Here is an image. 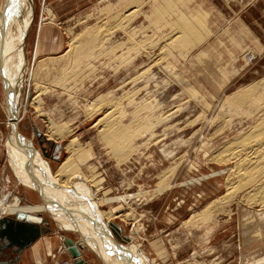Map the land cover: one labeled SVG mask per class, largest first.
<instances>
[{
  "label": "rangeland",
  "instance_id": "obj_1",
  "mask_svg": "<svg viewBox=\"0 0 264 264\" xmlns=\"http://www.w3.org/2000/svg\"><path fill=\"white\" fill-rule=\"evenodd\" d=\"M6 2L7 0H0V6L3 7ZM30 2L29 8L21 10V14L24 11L23 15L26 12L28 15L24 46L27 51V65L30 68L34 63L33 68L36 70L38 62L41 61L43 64L48 63L45 68L50 69L37 74V79L40 80L38 82L40 84L37 85L45 92L38 94L34 89L36 76L30 80L27 68L24 74L25 90L22 99L26 100V110L22 113L23 121L29 124L31 122L36 131L41 132L43 138H46L49 120L58 126L61 124L70 126L69 130L72 131L59 140L38 142L37 147L42 149L43 158L48 159L51 168L54 171L58 168V164L67 154L65 144L70 138L76 137L82 143L81 154L87 162L86 165L79 166L85 180L88 179L85 182L90 184L89 178L92 177L102 178L101 187L93 188V191L96 189V197H122L119 202L111 204L118 207V210L113 212L108 221L117 227L120 226L125 237L129 236L132 242L141 245L142 253L151 260L149 264H246L263 256L264 206L245 201L244 188L240 191L233 190L237 182H234L233 186L226 185V175L233 163L229 161L219 163L214 161L212 156L221 150V146L227 140L238 135L235 131L237 128L241 129L249 124L241 118V113L226 108V96L249 83L264 82V0H30ZM136 5L139 9L135 11L133 7ZM132 10L134 11L131 12ZM123 13L129 15L130 25H136L138 29L140 27L139 31L145 27L143 32L149 34H144V37L142 33L138 34L140 39L148 40L147 42L142 40L143 44L136 35L139 39L138 44L143 45L141 48L145 47L139 54L127 47L126 54L123 53V57H126L120 62L112 55L115 49L114 52L111 51L110 43L114 38L116 40L125 38L122 24L117 22V15ZM197 13L209 16L205 26L208 33L206 39L201 41L203 33L191 28L184 34L181 42L174 44V50L171 49L167 58L163 57V51L160 50L164 49L169 40L167 35L160 37L159 33L166 23H175L180 16L188 18ZM85 28L101 32L98 33L99 36L106 34L104 36L107 37L106 46L110 45L100 53L101 58L97 56L98 58L93 60L92 64L95 65L96 62L97 66L91 68L90 74L87 73L88 69L80 71L73 52L75 49L69 46L70 40ZM38 29L40 38L37 51L40 53L33 62L32 51ZM153 30L158 31L156 33ZM150 34L154 36L151 38ZM18 35L17 32L16 36ZM149 41L154 42L150 44ZM68 48L71 50L69 55H67L69 51L65 52ZM106 53L110 56H105ZM133 54L137 56L134 57ZM116 55H119V51H116ZM97 59L99 61L102 59V63ZM106 62L113 68L107 66ZM111 62L115 66L111 65ZM148 62L150 63L147 68ZM124 66H130V69ZM22 68L24 71L25 67ZM124 69L129 71L126 73ZM138 70H142L139 71L142 74L136 73ZM133 72L136 77L138 75L139 80L134 77ZM55 79H61L66 87L57 88L61 83L56 84ZM136 86L139 88L134 89ZM107 88L113 89L109 93ZM85 89H88V92ZM35 94H38L37 100H43L38 107L30 100ZM116 94L118 97L121 95V98ZM101 95L103 102L98 106L97 98ZM108 98L112 102L120 99L118 102L127 115L126 119L131 118V111L141 109L140 117L143 115L152 122L150 127L146 124L144 126L148 127L146 132L139 135H136L138 131L134 132L139 126L130 127L135 133V138L134 141L131 140L129 146L133 144V147L136 146L138 149L135 147L136 150L131 153L125 150L123 154H119L118 159L112 151L114 146L107 145L100 139L102 122L99 121L110 109L104 102L109 101ZM73 104L79 106L74 107ZM90 107L99 111L96 110V113L89 115L86 112ZM115 116L114 112L110 118ZM223 122L228 125L222 128L220 125ZM132 132L131 135H134ZM28 133L30 136V132ZM87 164L92 167L88 168ZM173 166L175 172L170 176L167 171ZM162 174L166 176L165 180L161 179ZM158 182L162 185L159 189L156 187ZM145 191L147 195H144ZM11 194L5 200L12 196L21 197L18 194ZM30 194L35 199L34 193ZM36 201L40 200L35 199L34 202ZM20 202L25 203L22 200ZM98 208L104 212L109 206L101 204ZM40 214L48 220L40 235L43 240L63 234L62 237L73 238V242L81 241L78 232L63 231L44 211ZM10 215L11 212L5 216ZM102 218L106 221L103 215ZM256 226L259 228V235L254 231ZM108 228L110 230L109 224ZM111 234L117 244L127 247L126 242H121L112 232ZM30 246L23 250L27 251ZM84 249L87 252L88 246L83 249L81 247L80 252L83 253ZM1 251L0 261L15 259L20 253L12 252L9 248H3ZM88 256L93 264H100V259L93 254ZM18 260L19 257L15 264H21ZM68 260L62 259L56 263L63 264Z\"/></svg>",
  "mask_w": 264,
  "mask_h": 264
},
{
  "label": "bare ground",
  "instance_id": "obj_2",
  "mask_svg": "<svg viewBox=\"0 0 264 264\" xmlns=\"http://www.w3.org/2000/svg\"><path fill=\"white\" fill-rule=\"evenodd\" d=\"M4 1H6V0H4ZM8 1H10V2L8 3ZM28 3H30V5H31L30 0H20V1L19 0H7L6 5H4L2 7V8L6 9L4 11V13L6 15V18H1V19H3V20L6 19L7 20V23H6L7 25H10V26L13 25V26L17 27L18 30L19 29H22V30L26 29V26H27V23H28V17H27L28 15H27L26 11H25L26 12L25 15H23L24 11L22 12V14H21L20 11H21V9L23 10V8L28 7ZM17 6H18V8L21 7L20 11L18 9V12L16 11ZM136 7H139V6L136 5V6L133 7V8H135V11L137 9H139V8H136ZM8 9H9V12H8ZM12 10H15V12L18 15L20 14L19 15L20 17L15 15V13L12 14ZM133 11L134 10H132L131 12H133ZM124 13L117 15V19H118L117 22H119L120 25L122 24L121 28L123 30L125 38L123 40H118L117 39L118 41L114 38L116 40L114 42H113L114 39H112V43H110L111 46L107 43V45L110 46L112 52H114V49H115V52L112 55L114 56V58L119 59L118 61H120V62L122 61L121 59L126 57V56L123 57V53L126 52L125 50H126L127 47L130 48V50L133 49V52H136V54H139L141 49H143L145 47L144 46L143 48H141V45L144 42H147L148 40L144 41L145 39L144 40L140 39L138 34L142 33L143 37H144V34H146V35L149 34L147 32L146 33L143 32L145 27H144V29L142 31H139L140 27L138 29L136 25L135 26L133 24H132L133 26L130 25L131 21H129V23H128L129 15H124ZM186 17L187 16H180L175 21V23H166L165 27L159 33L160 37H162V36L164 37V35L166 37V35H167L168 36L167 40H169V42H167L165 40L167 43L164 46V49L162 48L163 50H160V52L163 51V57L167 58L166 56H167V54H169L171 49L174 50V44H178L179 42H181V40L184 38V34L188 30H190L191 28L199 30V31H201L203 33L201 41L206 39V35H208V33L206 32L205 26L208 23V19H209L208 14L197 13V15L194 14V15H192V17L191 16H189L188 18H186ZM124 18H125V20H124ZM129 19H131V18H129ZM120 25H118V26H120ZM140 25H141V23H140ZM13 30H15V29H13ZM153 31L156 32L158 30H156V31L153 30ZM111 32H112V30L110 31V34H111ZM98 33H101V32H96L94 29L92 30L91 28H85L80 33L75 35L69 42L70 48H74L75 49L73 52L75 53L77 63L79 65V67H80V71L82 69H88L87 73H89L91 68L96 65V62H95V65L92 64L94 62L93 60H95V58L100 57L99 55L103 51V49L105 47L106 48L109 47V46H106V41H107L106 38L107 37L106 38L104 37L106 34L104 36H102L100 34V36H99ZM107 33H109V32H107ZM150 33H153V32H150ZM120 35H121V33H120ZM136 35H138V38L141 40L142 44H140V45L138 44L139 43V39L136 37ZM146 35H145V37H146ZM150 35L147 36V37L149 38ZM152 35H151V38H152ZM122 37H124V36H122ZM135 37H136L137 40L135 39ZM160 37H158V38H160ZM148 38H146V39H148ZM119 39H121V38H119ZM154 39H155V37H154ZM162 39L163 38H161V40ZM108 40H109V42L111 41L110 39H108ZM142 40L144 42H142ZM156 40H157V38H156ZM152 42H154V41H152ZM161 42H163V41H161ZM149 43H150V41H149ZM129 44H132V46L129 45ZM155 44L156 43H154V45ZM158 44H160V43H158ZM70 48H68L65 51V52L69 51L67 55H69V53H71V50H69ZM110 48H108V49H110ZM157 48H159V47H156V49ZM152 49H154V48H152ZM155 50H152V51H155ZM107 51H109V50H107ZM116 51L117 52L119 51V55H116ZM36 52H38L37 48L34 49V51L32 53L33 54V56H32L33 62L36 60V58H35L36 57L35 56ZM128 53H130V52H128ZM152 53H154V52H152ZM136 54H133L134 57H135ZM252 54H250V55H252ZM103 56H104V54H103ZM105 56H110V55H108L106 53ZM130 56H132V52H131ZM138 58L140 59V57H138ZM143 58H145V57H143ZM102 59H101V61H102ZM108 59L109 58L107 57V60ZM111 59L113 60V58H111ZM139 59L137 60V62L139 61ZM149 59H151V58L149 57ZM149 59H147V60H149ZM101 61L98 60V62H101ZM128 61L130 62L129 59H128ZM128 61H127V63H128ZM152 62L154 63L155 61H152ZM38 63H37L38 65L36 64L37 65L36 70H34V68H33V64L34 63L31 65L30 68H28L27 75L29 76L30 80L33 79L36 76L35 77V81H34V83H35L34 89H36L35 92H37L38 94H43V93H45L44 90H41L42 87L37 85V83L40 82V80L37 79V76H38L37 74H39L40 72L44 73L45 69L47 70V69H50V68H45V66H47L48 63H44L43 64V62H41V61H39ZM68 63H67V65H68ZM101 63H99V64L101 65ZM141 63H140V65H141ZM149 63L150 62H148V65H146L147 68L149 66ZM155 63H157V62H155ZM105 64L107 65V62ZM112 64L113 63L111 62V65ZM123 64L125 65V63H123ZM108 65H109V62H108ZM140 65H138V67ZM24 67H26V66H24ZM110 67L113 68V66H110ZM110 67L109 68L107 67V68L110 69ZM124 67H128V69H130V66H124ZM107 68H105V69H107ZM147 68H145L146 72H147ZM115 69H117V67ZM142 69H144V68H142ZM68 70H70V69H68ZM63 71H64V68H63ZM125 71L127 73V71H129V70H125ZM139 71H142V70H138V72H136V73H141L142 74V72H139ZM74 73H75V70H74ZM82 73L83 72H81V75H82ZM78 74H77L76 78H78ZM86 74H85V76H86ZM124 74L125 73H123L122 75H124ZM133 74H135V73L133 72ZM143 75H144V72H143ZM97 76L100 77V74H98ZM131 76H132V74H131ZM152 76L154 77V75H152ZM79 77H81L80 74H79ZM134 77H136V74H135ZM134 77H132V78H134ZM137 77H138V75H137ZM153 77H152V79H153ZM104 78L106 79V77H104ZM128 79H130V78H128ZM22 80H23V78H22ZM55 80H56V84L61 83L59 86H57V88L62 87L64 89L66 87V85L63 84L65 82L62 83L61 79H55ZM151 80H150V82H151ZM95 81H97V80H95ZM144 82L147 83L146 81H144ZM262 83H263V85L261 86ZM262 83H261V81L259 83H249L248 85L240 87L236 91L231 92V93H229L226 96V98H225V105H227L226 108H228L229 110L234 111L236 113H241L240 114L241 118H244L246 120V122L249 123V124L247 126H245V127L244 126L241 127V129L237 128L235 131L238 133V135L235 136L234 138H230L229 140H227L221 146V150L219 149V151H218V153L216 155H214V156L210 155V156H212V159L214 161H216V162L220 163V161H221V162H225L226 163L227 161H229V162L233 163L232 167L229 169V171H228V173L226 175V179H225L226 185L233 186L232 184L234 182H237V185L234 186L233 190L240 191L241 189L244 188L245 189V191H244L245 192L244 193L245 194L244 200L249 202V203H251V204H253V203L260 204V206H264V82L262 81ZM38 84H40V83H38ZM121 84L122 83H120V85ZM124 84H125V82H124ZM257 84H259V85H257ZM53 85H54V83H53ZM121 86H123V85H121ZM86 87H88V86H86ZM28 88H29V84H28ZM28 88L26 89V91L29 90ZM132 88H134V87H132ZM136 88H139V87L136 86L134 89H136ZM92 89L93 88H91V90ZM112 89L108 90V88H107L109 93H110V91ZM120 89H121V87H120ZM82 90H83V88H82ZM85 91L88 92V89H85ZM137 91H138V89H137ZM122 92H121V94H122ZM38 94H35L34 96H32L30 98L31 102H34V103L37 104V107L39 106L38 104H40L43 101L41 99L37 100ZM103 95H105L104 92H103ZM116 96H117V94H116ZM122 96H123V94H122ZM102 97L103 96L101 95V97L97 98V101L99 102L98 106L102 105V102H103V98ZM118 98H121V95ZM118 98L116 99L115 102L114 101L112 102V101H110L109 98H108L109 101L105 100L106 99V97H105V99H104L105 100L104 102L106 104L105 106L110 108V109L107 110L108 114H105V116H103V118H101V120L99 121V122H102L101 123V127H100V128H102V131H101L102 134H100L101 135L100 139L102 140L103 143H105L107 145H110V146H114L112 148V151L116 155L117 159L119 157V154H123V152H125V150H129L130 153H131V151L133 152L134 150H136L135 149L136 146L133 147V144H131L129 146V143L131 142V140H133V138H135L134 137L135 136L134 132L138 131L136 133V135L145 133L146 132V128L150 127L151 124H152V122H150L151 121L150 118H147V117H145L143 115H141V117H140L139 114H141V109H137L136 111H134V110L131 111L132 112L130 114L131 118L129 120L126 119L127 115L124 114L125 111L123 110L122 106L120 105V102H118L120 100ZM76 101H78V100H76ZM130 104H132V102ZM133 104L135 105V103H133ZM136 104H137V101H136ZM73 106L74 107H78L79 104L78 105L73 104ZM119 106H121V107L119 108ZM53 107H54V105H53ZM74 107H72V109H74ZM142 109H143V107H142ZM25 110H26V100H24V102L22 104V113ZM86 110H88V109H86ZM86 110H85V112H86ZM96 110L99 111L98 109H95L94 107H90L88 112H86V113H88L90 115V114H93L94 112L96 113L97 112ZM239 110H243L245 112H239ZM129 111H130V109H129ZM114 112L116 113L115 118H110L112 115H114ZM143 112L145 113V111H143ZM136 120H137V122H136ZM239 120H240V118H239ZM133 121H135V122H133ZM225 122H223L220 125V126H222V128L226 127L228 125ZM240 122L238 124H240ZM130 123H131V126L129 125ZM134 123H136L137 125H133ZM146 124L148 125V127H144ZM78 126H80V125H78ZM134 126H139V127H138V129L136 127L134 129V132H132L130 127L134 128ZM69 127H66L63 124L58 126V125L55 124L54 121L49 120L46 138H43L42 134H40L39 137L42 138V142H46L48 139L49 140H53V139H58L59 140V139H62L67 133H69V131H71V130H69ZM143 128H145V130H143ZM131 132L134 133V135H131ZM149 132H151V130ZM36 136H37V134H36ZM26 142L28 144L27 145L28 149L25 147V150L23 152L26 154V150H27V153L31 151L32 153L31 152L30 153L32 155H34L35 153L38 154V155H36L37 159L39 158L38 160L41 161L42 164L40 162L36 161L37 165H39V164L43 165V166L39 165L38 167H42L41 169H43V171H45V173L48 174L49 178L52 181V182L48 181L49 182L48 185L47 184L42 185L44 187V189H42V191H41V187H42L41 185L36 184V183H34L32 185L30 183L32 185V187H34L35 189L40 191V193L44 196V199L46 201L45 200L40 201V202H38V201L37 202L27 201L26 202L27 204H25V207H22V206L18 205L17 198H14L15 196L13 198L11 197L8 200H5L2 197H0V217L5 216V214L8 213V211L11 212V215L16 213V212H23V213H26V214H34V215H37V216H38V213H42L44 211L46 213L53 212V213H50L49 215L52 217V219H54L55 217L58 216L57 215L58 212H56L51 207H55L59 203L60 204H64L65 207L69 208L68 210H71L72 212L74 210L71 207L77 208L79 211H81L80 215H78V217H76V215L73 213V217H75V218L73 220H70L71 223L64 222V221H61V220L58 221V227L61 230L66 231V229L69 230V228H72L73 230H77L78 232H80L81 241L73 242L75 244V246H77L79 251H80L81 247H82V249L84 248L83 247L84 244L91 245L93 247V249L95 251H97V253L99 254L100 258L103 259V263L104 264H149L151 262V260L147 259V257L144 256V254L142 253V251L140 249L141 245L140 244L138 245V244H135L134 242H132L131 238L129 236L128 237L126 236L125 237L126 239L123 242V243L126 242V244H128L127 247L126 246H122L120 244H117L116 242H114L112 240L111 235H110V231H109V228H108V224H109L110 230H111V232L113 234H114L115 231L112 230L113 226L110 224V221H108V220L110 219V217H112L113 212L118 210V207L113 206L111 204L114 203V202H119L120 200H122V197L121 196H113V197H105V196L102 197L101 196V197H96V195H95L96 189H94V191H93V188L97 187V186L99 188L101 187L100 184L102 182V180H101L102 178L94 179V177H92L91 179L89 178L90 184H87L85 182L88 179L85 180V176L80 172L79 166H84V165H86L87 162L85 161V158H84L83 154H81V144L82 143L76 137L70 138V140L65 144V150H66L67 154L64 157V159L58 164V168L55 171H52L51 167L47 164L46 161H44V159H42L43 157L42 158L40 157L38 151L35 148L31 149V145L28 143L29 142L28 139H27ZM203 145H205V144H203ZM13 148H14V146H13ZM35 150H36V152H35ZM9 152H10L11 155L14 156V154H13L14 151H13V149H11V147H10V151ZM26 155L28 156V154H26ZM127 157H129V155ZM31 158H32V156H31ZM32 159H34V158H32ZM123 159H124V157H123ZM91 167H92L91 165H88V168H91ZM30 170H32V169H30ZM173 172H175L174 166H173V168H170L167 171V173L170 174V176L173 174ZM162 173H163V171H162ZM164 174H166V173H164ZM164 174H162L163 176L161 177V179H163V180H165V177L168 175V174H166V176H165ZM42 175H44V173ZM41 176H39V177L42 178ZM161 179L159 181H161ZM161 186L162 185L159 184V182H158L156 187H158V189H159ZM141 191H143V190H141ZM145 193H147V191L144 192V195H147ZM56 199H58V200L62 199V200H59V202H57ZM101 204H107L109 206V209L107 211H104V212L102 211L101 212L99 210V208H98L99 205H101ZM33 211H36V213L33 212ZM2 213H3V215H2ZM84 213H86L87 215H85ZM102 215L104 216L106 221L102 220L103 219ZM118 228H119V231L121 233V231H122L121 227L119 226ZM254 231H256L255 233L257 235H259V228H257V226H256ZM105 232H107V233L109 232V233L106 234ZM83 233H84V236H86V237L83 236ZM94 235L96 236V238H98L99 237L98 235H100L102 237V239H103V241L102 240L101 241L104 244H102L101 242L98 243L97 239H96V241H97L96 242ZM123 236H125V235H123L121 233L120 238H122ZM97 245H98V247H97ZM108 246H109V248H108ZM99 248H101V250ZM62 250H64V252L69 254L65 242H63ZM66 253H64V254H66ZM69 256H70V254H69ZM72 262L73 261H72V258L70 256V262H68L67 264H72ZM246 264H264V255L259 257V258H257V259H255V260H253V261L246 262Z\"/></svg>",
  "mask_w": 264,
  "mask_h": 264
},
{
  "label": "crops",
  "instance_id": "obj_3",
  "mask_svg": "<svg viewBox=\"0 0 264 264\" xmlns=\"http://www.w3.org/2000/svg\"><path fill=\"white\" fill-rule=\"evenodd\" d=\"M0 7H1L0 18H6V15L4 13L6 9L2 8V6ZM18 9L20 11V8H17L16 9L17 12ZM13 13H15V15L17 16L20 15V14L18 15L15 12V10H12V14ZM1 21L2 22H0V86H1L0 87V197L5 199L11 193L18 194L19 196H21L19 197L21 198L20 200L24 201L25 203H21L17 196L15 197L12 196V198L13 197L17 198L18 205L24 207L25 204H27L26 203L27 201L34 202L35 199L40 201L45 200L44 196L40 193V191L32 187V185L34 183L39 184L41 186L44 184L48 185L51 179L49 178L48 174H46L45 171L41 169L42 167H38L39 165L42 164V162L38 160L39 158L37 159L36 155L38 154L35 153L34 155H32L31 154L32 152L30 150L29 151L31 153L30 152L27 153L26 150V154H28L27 156L23 152L25 150V147L28 149L27 147L28 144L26 142L28 139L29 140L28 143L31 145V149L35 148L38 151L40 157L41 158L44 157L42 149L37 147L39 140H38V136H36V134L38 133V131H36V127L31 122L29 124L27 121H23L24 117L22 114V102L24 101V100L22 101V99L24 98L23 91L25 90L24 74L25 72H27V68H28L27 60H26L27 51L25 50L24 47L25 40L27 37V29L25 30V32H23L22 29H19L22 31H18L16 30L17 27L13 25L12 26L7 25L6 19L4 20L1 19ZM17 32L19 33L18 38L16 36ZM39 32L40 30L38 29L37 32L38 36L35 42L36 44L34 49H36L38 46V42L40 38ZM39 53L40 52H36L35 56H38ZM23 66H26L24 71L22 68ZM28 132H30L31 134L30 136L27 135L29 134ZM10 147L14 151L13 153L14 156L11 155L9 152ZM31 156L34 159H32ZM42 159H44V161H46L47 164L51 167V164L48 161V159L46 158H42ZM36 161L40 162L41 164L38 163L39 165H37ZM52 171L54 170L52 169ZM42 172L44 173V175H42L43 174ZM39 176H41L42 178H40ZM42 189H44L43 186L41 187V191ZM30 193H34L35 199L33 196H31ZM56 200L57 202H59V200L62 199L59 200L56 199ZM51 208H53L56 212H58L57 217H55L54 219L51 218V220H53L57 226L59 220L71 223L70 220H73L75 218L73 217V213L76 215V217H78V215H80L81 212L77 208L71 207L74 210L72 212L71 210H68L69 208L65 207L64 204H60V203L55 207H51ZM33 212L36 213V211ZM9 213L10 212L8 211V213H6L5 215H8ZM50 213L53 212L46 213L47 216ZM84 214L87 215L86 213ZM44 224L46 223H41V226L44 227ZM66 232L76 233L78 231L69 228V230L66 229ZM78 233L80 234V232ZM105 233L108 234L109 232L108 233L105 232ZM62 235L61 234L55 235L54 237L50 238L51 241H47L50 239L43 240L42 239L43 237L40 236L38 239H36V241H34L31 244L30 249H28L27 251L23 250L22 252L19 253V255L18 254L16 255L15 262H17L18 257H19L18 262H20L21 264H59L56 262H59L62 259H69L68 261L63 262V264H67L68 262H70V256L68 253L62 250L63 242L65 238H69L71 240H73V238H70L68 236L62 237ZM110 235L112 238L113 235L111 234V232ZM98 236L99 237L96 238V236L94 235L95 241L97 239L98 243L101 242L102 244H104L102 242L103 241L102 237L100 235ZM112 240L114 241L113 238ZM86 245L88 246L87 252H85L84 249V252L81 253L84 261L87 264H93L92 259H89L90 256H88V254L89 255L93 254V256L100 259V264H104L103 259L100 258L97 251H95L93 247L89 244H84V247ZM99 249L101 250V248Z\"/></svg>",
  "mask_w": 264,
  "mask_h": 264
},
{
  "label": "water",
  "instance_id": "obj_4",
  "mask_svg": "<svg viewBox=\"0 0 264 264\" xmlns=\"http://www.w3.org/2000/svg\"><path fill=\"white\" fill-rule=\"evenodd\" d=\"M37 135L39 136L40 133L38 132ZM49 217L51 216L49 215ZM47 222L48 220L43 218L40 213H38L37 216L34 214L16 212L10 216L0 217V255L3 248H9L12 252H21L23 249L30 246L44 231V227L41 226V223ZM110 224L113 226L112 230L115 231V236H117L121 242H124L126 238L125 236L120 238L121 233L119 228L112 223ZM64 242L72 258V264H87L71 239L65 238ZM15 263V259L0 261V264Z\"/></svg>",
  "mask_w": 264,
  "mask_h": 264
},
{
  "label": "flooded vegetation",
  "instance_id": "obj_5",
  "mask_svg": "<svg viewBox=\"0 0 264 264\" xmlns=\"http://www.w3.org/2000/svg\"><path fill=\"white\" fill-rule=\"evenodd\" d=\"M37 136H38V135H37ZM38 138H40V139H39V142H42V139H41V137H39V136H38Z\"/></svg>",
  "mask_w": 264,
  "mask_h": 264
}]
</instances>
